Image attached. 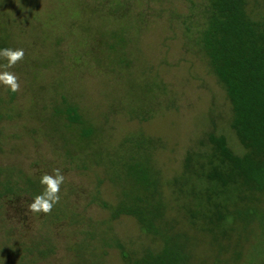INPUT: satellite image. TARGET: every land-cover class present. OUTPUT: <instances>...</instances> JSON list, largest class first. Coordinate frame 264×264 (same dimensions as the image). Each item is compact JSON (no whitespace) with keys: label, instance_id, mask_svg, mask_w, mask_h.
Instances as JSON below:
<instances>
[{"label":"rangeland","instance_id":"374dc122","mask_svg":"<svg viewBox=\"0 0 264 264\" xmlns=\"http://www.w3.org/2000/svg\"><path fill=\"white\" fill-rule=\"evenodd\" d=\"M69 1L84 13L70 17V4L58 0H0V36L24 50L11 68L0 59V72L14 73L19 84L15 92L0 84V166L38 178L59 169L64 176L59 202L48 213L29 208L42 185L19 199L2 198L1 263L17 264L14 244L24 260L33 259L29 264H73L82 251L100 253L104 264H123L122 248L136 254L159 248L161 240L134 217L114 219L104 207L119 200L122 179L114 170L127 161L143 162L158 174L166 217L196 238L199 264L228 260L229 254L215 257L219 247L210 236L188 226L182 208L187 199L177 195L188 153L210 133L224 134L232 149L242 150L231 127V102L199 43L208 0H140L139 17L131 13L122 21L131 63L125 68L111 62L114 54L105 44L104 65L86 52L90 45L83 47L88 41L80 42L85 35L76 28L96 40L97 19L85 0ZM249 7L264 14V0H250ZM65 100L96 129L91 144L79 142L75 130L53 115ZM45 238L47 256L26 249Z\"/></svg>","mask_w":264,"mask_h":264},{"label":"trees","instance_id":"16d2710c","mask_svg":"<svg viewBox=\"0 0 264 264\" xmlns=\"http://www.w3.org/2000/svg\"><path fill=\"white\" fill-rule=\"evenodd\" d=\"M58 1L70 4L69 0ZM85 1L84 7L95 13L99 27L96 40L90 37L91 32L74 27L85 35L78 36L80 42L88 41L83 47L90 45L86 52L104 65L105 50L101 44H105L114 54L110 59L114 65L129 66L123 50L127 31L122 21L131 13L139 17L136 5L140 0ZM249 3L250 0H208L206 22L199 34L201 49L231 102V127L242 150L232 149L224 134L210 133L206 141L188 153L177 193L187 199L182 208L188 226L210 236L212 245H218L215 257L229 254L228 260L222 259L218 264H264V14H255ZM80 9L75 3L70 4L67 14L78 17L84 13ZM74 21L69 23L72 28ZM111 39L113 42L109 43ZM9 41L10 38L0 36V48H11ZM61 105L53 108V115L64 119L67 129L75 130L79 142L91 144L94 126L76 104L67 101ZM3 116L0 111V120ZM117 166L114 173L122 179L121 194L115 204L104 202V207L110 209L114 219L134 217L144 232L161 240L159 248L141 254L122 248L123 264H199L193 246L196 238L183 229L176 230L166 217L169 206L158 174L140 161ZM39 180L0 166V210L2 198L19 199L27 192H38ZM10 232L8 237L12 241ZM46 240L26 249L47 256L51 246H47ZM17 245L14 244L17 264L32 263L33 259L24 260L27 255ZM100 255L96 251H82L76 254L78 258L73 264H104ZM3 258L0 250V264ZM5 261L4 264H11Z\"/></svg>","mask_w":264,"mask_h":264},{"label":"clouds","instance_id":"9594fccd","mask_svg":"<svg viewBox=\"0 0 264 264\" xmlns=\"http://www.w3.org/2000/svg\"><path fill=\"white\" fill-rule=\"evenodd\" d=\"M23 57L24 50L21 48H0V58L7 61L6 65H3L4 68H11ZM0 84L7 86L11 92L17 91L19 87L17 76L9 71L0 72ZM63 181L64 176L59 169H53V174H43L39 180L40 185L43 186V191L34 196L33 202L29 205L30 210L48 213L59 202V193Z\"/></svg>","mask_w":264,"mask_h":264}]
</instances>
